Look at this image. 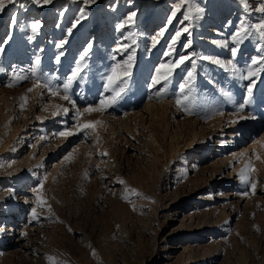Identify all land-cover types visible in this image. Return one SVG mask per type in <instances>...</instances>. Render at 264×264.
<instances>
[{
  "label": "rangeland",
  "instance_id": "rangeland-1",
  "mask_svg": "<svg viewBox=\"0 0 264 264\" xmlns=\"http://www.w3.org/2000/svg\"><path fill=\"white\" fill-rule=\"evenodd\" d=\"M178 3L16 0L0 11V264H264V38L254 27L264 0ZM33 21L42 27L29 39ZM161 61L173 67L166 81ZM251 119L244 139H230Z\"/></svg>",
  "mask_w": 264,
  "mask_h": 264
},
{
  "label": "snow or ice",
  "instance_id": "snow-or-ice-1",
  "mask_svg": "<svg viewBox=\"0 0 264 264\" xmlns=\"http://www.w3.org/2000/svg\"><path fill=\"white\" fill-rule=\"evenodd\" d=\"M15 2H16V0H0V11H3V10H4L6 4H9V3H15ZM51 2H52V0H31V3H33V4H35V5H38V6H39V5H42V4H48V3H51ZM81 2H82L83 5L88 6V5H91V4H93V3H96V0H81ZM239 2H240V3H241L246 9L249 7L248 4H247V0H239ZM186 3H187V0H180V3H178V4L176 5V11L180 10L181 7H182L184 4H186ZM176 11H173V12H172V17H175V16H176ZM259 11L264 12V7H261V8L259 9ZM197 12H202V9H199V8H198V9H197ZM135 15H136V14H135L134 12L131 13V14L125 19V21H124L123 23L117 25V27H118L119 29H123V28L125 27V25L130 24V23L133 22V17H134ZM83 18H86V15H85V13H84V9L82 8V9H81V17H80V19H83ZM189 18H190V17H189L187 14L184 15V20H188ZM80 19H77V21H76L75 23L72 24V27L69 28V29L67 30L69 34H71L72 29L75 28V27L77 26V24L80 22ZM16 23H17V21H16V19L14 18V19H13V26H15ZM169 23H171V19L169 20ZM29 27H30V29H31V32L33 33V36H30L29 39H33L34 36H35V34H37L38 31L40 30V28L42 27V25H41V23H40L39 21H33V22L30 23ZM254 27H255L256 31L260 34L261 38H264V21H261L260 23L256 24ZM183 31L187 32L188 29L185 28ZM246 32H247V29H246L245 27H243V25H241L240 30H239V31L233 36V39H234V40H239L240 38L243 37V35H244ZM162 34H163V33L161 32L160 35H162ZM180 35H181V33L178 31V32L176 33V37H175V38L173 39V41H172L173 45L176 43V39H177ZM152 40H153V45H155V43L157 42V38H156V37H153ZM64 43H66V41H62L61 43L56 44V47H57L58 49H59V48H62ZM217 43H219V42H217ZM186 47H187V45H186ZM91 48H92V44H89V45H88V48L85 49L84 54L80 57L81 61L84 60V58L88 55V50H90ZM2 51H3V49L0 48V52H2ZM167 54H170V53H166V55H167ZM61 55H63V53H61ZM232 55H233V56L236 55V49H235V48L232 49ZM57 59H59V57H57ZM188 59H189V57H187V56H182V57H180L178 61L174 62L173 67H179L180 64L184 63V61H186V60H188ZM205 59H207V57H205ZM132 60H133V56H129V58H128V62H127V63L129 64V66H130V62H131ZM39 62H40V57L37 56V58H36V63L39 64ZM213 63H217V64H219L220 61H219V60H214ZM253 63H254V64H255V63H258V61L253 60ZM193 66H194V62H193ZM120 67H121L120 65H117V68H114V69L112 70V71H113V74H115V73L117 72V69L120 68ZM173 67H169V65H167V64H161L160 67L156 69V72H157V74L159 75L160 72H161V69H166V72L163 74V79L166 81V80L169 78V76L172 74ZM0 71H2V69H0ZM32 71H33V74H34V73H35V69H32ZM77 71H78V70H77ZM257 72H258V70H257V71H250L249 74H248V76H244V77H241V78H242V79H249V80H250L252 76L257 75ZM126 74H127V70H126ZM76 75H77V72H73L72 76L68 78V82L64 84L63 87H64V92H65V93L68 92V90H69V88H70V86H71L72 80H73V78H74ZM192 75H193L192 72H189V73H188V77H189V79L192 77ZM13 79H14L15 81L18 82L19 80L27 79V77H26V76H21L19 73H14V75H13ZM109 81H110V82L113 81V77H112V76L109 77ZM153 82H154V83H158L159 80H158L156 77H153ZM9 86H12V85L10 84ZM36 86H39V85H36ZM252 87H253V84L250 83L249 86H248V95H249V98L251 97V94H252ZM180 88H181V91H183L184 88H185V85H184V84H181V85H180ZM32 90H33V89H28L29 92H31ZM53 94H55V93H53ZM62 98L65 99V100L70 99L68 95H64ZM112 102L114 103L115 101L113 100ZM100 103H101V105H105V101H104V100H101ZM180 103H181V102H180L179 100H177V105H180ZM109 106H110V105H109ZM21 107H23V105H21ZM94 110H100V109L97 108V109H94ZM65 111H67V110L65 109ZM85 111L87 112V111H90V110H89V109H85ZM55 114H56V113H53V115H55ZM77 114L79 115V112H78ZM241 118H243V117H241ZM92 126H93V125H92L91 122H90L89 124L85 125V127H92ZM66 134H67V135H70L71 133H64V132H61V133H60V135H62V136H63V135H66ZM103 155H107V153H103ZM120 183H123V181H120ZM254 187H255V185H253V188H254ZM32 217H33V219H36V210H35V208L32 210ZM0 231H3V228H2V227H0ZM49 259L51 260L52 258L49 257Z\"/></svg>",
  "mask_w": 264,
  "mask_h": 264
},
{
  "label": "bare ground",
  "instance_id": "bare-ground-1",
  "mask_svg": "<svg viewBox=\"0 0 264 264\" xmlns=\"http://www.w3.org/2000/svg\"><path fill=\"white\" fill-rule=\"evenodd\" d=\"M41 17H43V16H41ZM89 28H92V27H89ZM95 28H97V27H95ZM161 29V28H160ZM97 30V29H96ZM89 31V30H88ZM87 32V31H86ZM90 34V33H89ZM213 43L212 44H214L216 47L218 46V43H217V41L216 40H213L212 41ZM160 49H161V46L159 47V48H155V50L154 51H152V54H153V56H156L157 57V54H161V52H160ZM166 53V52H165ZM217 55H218V53H217ZM167 57V56H166ZM218 57V56H217ZM155 58V57H154ZM165 58V54L163 55V60H165L164 59ZM153 60V59H152ZM162 60V61H163ZM161 61V62H162ZM170 62H172V61H170ZM166 63V62H165ZM162 64H163V62H162ZM167 65H169V63L167 62L166 63ZM161 65V64H160ZM160 65L158 66V68L160 67ZM170 67V66H169ZM176 68V67H175ZM157 73V72H156ZM163 73H165V71L163 72ZM161 77H163V76H161ZM157 78V77H156ZM153 85V84H152ZM248 88V87H247ZM159 94H161V97L163 96L164 97V94H165V91H162V89L159 91ZM158 94V95H159ZM157 95V96H158ZM159 97V96H158ZM157 97V98H158ZM151 99V98H150ZM165 99H166V97H165ZM160 100V99H159ZM158 100V101H159ZM162 101V100H161ZM149 102V101H148ZM150 105V104H149ZM141 112V111H140ZM258 122V121H257ZM253 124H255L254 123V120L252 121V119L251 120H248L247 122H245V123H242V124H239V125H237L236 126V128H235V131L233 132V133H231L232 135H231V138L230 139H235V141H239L240 139H244V137H245V134H246V132H248V131H250V129H251V127H253L254 125ZM254 129V128H253ZM196 136V135H195ZM235 141H232V142H234V143H236ZM241 141V140H240ZM226 146V145H225ZM238 146V145H237ZM63 149V148H62ZM51 151V150H50ZM245 152H243V154H244ZM243 154H241V155H243ZM235 157H236V155H235ZM234 157V158H235ZM241 157H243V156H241ZM247 167L245 166L244 167V169H246Z\"/></svg>",
  "mask_w": 264,
  "mask_h": 264
}]
</instances>
